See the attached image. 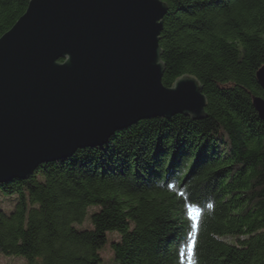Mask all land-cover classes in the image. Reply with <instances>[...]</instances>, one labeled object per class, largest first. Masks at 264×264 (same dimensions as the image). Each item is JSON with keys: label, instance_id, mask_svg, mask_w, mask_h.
<instances>
[{"label": "trees", "instance_id": "16d2710c", "mask_svg": "<svg viewBox=\"0 0 264 264\" xmlns=\"http://www.w3.org/2000/svg\"><path fill=\"white\" fill-rule=\"evenodd\" d=\"M165 1L163 81L195 75L208 116L144 119L0 183L16 195L0 253L102 264L109 244L116 264H264V0ZM29 2L0 0V37Z\"/></svg>", "mask_w": 264, "mask_h": 264}, {"label": "water", "instance_id": "95a60500", "mask_svg": "<svg viewBox=\"0 0 264 264\" xmlns=\"http://www.w3.org/2000/svg\"><path fill=\"white\" fill-rule=\"evenodd\" d=\"M168 11L165 0H30L0 37V183L144 119L208 116L195 75L163 81ZM257 78L264 89V66ZM253 102L264 120V97Z\"/></svg>", "mask_w": 264, "mask_h": 264}, {"label": "rangeland", "instance_id": "374dc122", "mask_svg": "<svg viewBox=\"0 0 264 264\" xmlns=\"http://www.w3.org/2000/svg\"><path fill=\"white\" fill-rule=\"evenodd\" d=\"M16 195H4L0 194V209H4L6 211L12 210L15 205ZM90 224V217H87L86 221L81 223H76V226L79 228H84ZM117 233H110V238H117ZM224 240L232 241V238L224 237ZM102 264H116L114 260V254L111 246L108 244L102 249ZM0 264H28V260L24 255H8L5 253H0Z\"/></svg>", "mask_w": 264, "mask_h": 264}, {"label": "bare ground", "instance_id": "6f19581e", "mask_svg": "<svg viewBox=\"0 0 264 264\" xmlns=\"http://www.w3.org/2000/svg\"><path fill=\"white\" fill-rule=\"evenodd\" d=\"M200 120V119H199Z\"/></svg>", "mask_w": 264, "mask_h": 264}]
</instances>
